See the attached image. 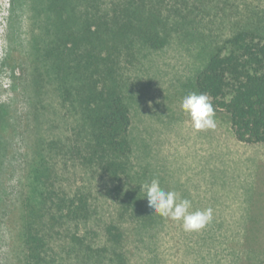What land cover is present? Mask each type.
Instances as JSON below:
<instances>
[{"label":"rangeland","instance_id":"374dc122","mask_svg":"<svg viewBox=\"0 0 264 264\" xmlns=\"http://www.w3.org/2000/svg\"><path fill=\"white\" fill-rule=\"evenodd\" d=\"M47 3L0 0V264H32L26 235L42 227L48 194L82 195L89 210L86 219L51 221L46 264H262L264 143L237 141L224 113H215V128L194 129L181 100L196 92L216 42L237 26L264 29V0H206L164 48L139 45L134 59L124 57L131 166L120 181L66 155L80 128L44 55ZM153 178L191 211L212 209L211 220L186 231L152 211L141 186Z\"/></svg>","mask_w":264,"mask_h":264},{"label":"trees","instance_id":"16d2710c","mask_svg":"<svg viewBox=\"0 0 264 264\" xmlns=\"http://www.w3.org/2000/svg\"><path fill=\"white\" fill-rule=\"evenodd\" d=\"M204 1L174 0L169 7L167 0H110L103 7L101 0H48L53 17L44 55L58 80L59 101L77 113L80 128L66 155L75 159L76 154L84 167L114 181L127 174L131 120L123 96L124 57L134 59L139 45L164 48L169 33L190 24ZM194 86L196 93L210 96L215 113L227 116L237 141L264 143V29L237 26L216 42ZM42 205V227L26 235L32 264H46L41 254L52 243L51 221L86 219L89 210L82 195L58 200L48 194ZM107 231L117 237L115 227Z\"/></svg>","mask_w":264,"mask_h":264},{"label":"clouds","instance_id":"9594fccd","mask_svg":"<svg viewBox=\"0 0 264 264\" xmlns=\"http://www.w3.org/2000/svg\"><path fill=\"white\" fill-rule=\"evenodd\" d=\"M181 109L190 118L196 130L213 129L216 127L215 112L207 93L191 92L181 100ZM141 188L145 192L148 207L162 217L182 221L186 231H198L206 226L212 218V209L191 211V201L181 198L173 190L161 187L157 178L145 182Z\"/></svg>","mask_w":264,"mask_h":264}]
</instances>
